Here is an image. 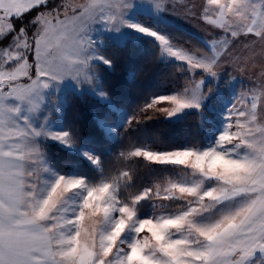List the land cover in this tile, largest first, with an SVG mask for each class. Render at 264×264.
I'll list each match as a JSON object with an SVG mask.
<instances>
[{"label":"snow or ice","instance_id":"snow-or-ice-1","mask_svg":"<svg viewBox=\"0 0 264 264\" xmlns=\"http://www.w3.org/2000/svg\"><path fill=\"white\" fill-rule=\"evenodd\" d=\"M146 2L157 14L169 7L164 0ZM136 6L137 0H0V264H264V71L252 89L235 97L240 107L231 101L220 131L206 143L127 152L129 159L183 166L185 178L165 189L164 200L178 202L171 211L156 205L150 187L120 199L121 177L125 187L132 179L128 172L105 177L101 155L79 129L39 120L44 108H52L47 90L66 78L112 102L96 62L115 68L116 57L100 53L92 35L97 25L151 37L156 58L175 61L184 77L166 94L137 105L124 133L192 109L205 128L202 104L212 91L206 78L227 72L233 79L229 67L244 70L238 60L225 59L232 44L242 39L246 48L264 52V0H206L202 18L223 36L203 50L130 20ZM136 71L132 65L133 83ZM64 106L58 100L55 110ZM96 119L114 140L120 137L121 129ZM47 140L79 153L100 170V179L53 169ZM142 201L151 204V214L142 211Z\"/></svg>","mask_w":264,"mask_h":264},{"label":"trees","instance_id":"trees-1","mask_svg":"<svg viewBox=\"0 0 264 264\" xmlns=\"http://www.w3.org/2000/svg\"><path fill=\"white\" fill-rule=\"evenodd\" d=\"M163 32L169 34L193 50L206 48L203 39L189 29L169 24L164 26ZM134 37V38H132ZM122 43L107 42L102 49L104 55L116 57L115 68L99 65L101 79L106 90H109L115 106L123 107L131 115L137 105H141L152 94H166L170 89L183 83L184 77L179 74L178 68L173 65L175 61H164L156 58L157 46L154 40L144 35H134ZM135 65L137 71L135 82L129 77V71ZM68 104L65 105V115L69 125L79 129L88 145L93 147L102 159L101 169L105 177L119 176L128 172L132 177H121L120 199H131L144 187L152 188L155 183H162L176 177L183 166L170 164H157L145 161L143 158L127 157V152L134 147H147L153 150H175L181 146L193 143L206 142L207 130L211 123L207 122L201 129L196 111H190L175 119L163 117L137 125L135 132L124 133L123 124L120 137L115 140L110 137L97 123V98L87 92H70L67 96ZM206 116L211 113L202 107ZM152 113H149L151 115ZM48 162L61 172L83 173L90 178L100 179L99 171L77 152H69L60 145H44ZM124 152L121 156L119 153ZM145 214L150 212V203L141 202ZM176 203L168 204L167 210L171 211Z\"/></svg>","mask_w":264,"mask_h":264},{"label":"rangeland","instance_id":"rangeland-1","mask_svg":"<svg viewBox=\"0 0 264 264\" xmlns=\"http://www.w3.org/2000/svg\"><path fill=\"white\" fill-rule=\"evenodd\" d=\"M59 0H50V3H56ZM166 4L169 5L168 10L164 13L157 14L155 13L151 7L147 4L146 0H137V6L129 12V19L134 22H140L145 26L154 28L158 32H163V28L169 24H176L182 27L189 29L194 32L198 36H200L205 46H208V42L212 39L219 40L223 33L220 29L213 27L211 24L207 23L202 18L203 6L206 5V0H164ZM174 4L175 7H171ZM209 15L213 14V9L211 6L208 7ZM32 18L31 14L25 16L26 20H30ZM93 38L95 39L97 45L99 46L100 53H102V49L106 46L107 42H118L122 43L129 37L134 35H144L138 32H135L131 28H123L119 32H111L105 29L101 25H97L93 31ZM145 36V35H144ZM148 37V36H147ZM134 38V37H132ZM151 38V37H150ZM247 41L237 40L234 44H232L228 53L225 55V59L231 62L233 59L239 61L240 68L244 69L243 71L237 70L233 67L228 68V73L231 74L233 79H229L227 72L222 74L220 77L216 79L206 78L205 87L206 89L211 87L212 91L209 93L208 97L202 104V107L205 106L206 109L211 113V116L207 115V122L211 123L209 130H207V138L206 140H211L216 133H218L223 124L222 114L225 109L231 104V101L237 104V107H240V102L235 99L236 96H239L241 93H244L246 90L252 89L253 86L257 83V78L260 77L262 71H264V52L261 51L260 46H256L255 49L250 50L245 47ZM3 46V45H0ZM163 60V59H162ZM165 61V60H164ZM172 61V60H168ZM224 61H222L223 63ZM98 70L99 65H103L99 61L96 62ZM34 75V70H33ZM100 79L101 74L99 71ZM199 79V76H197ZM102 81V79H101ZM22 82L26 83V78L22 80ZM103 83V82H102ZM106 90V89H105ZM52 93L51 100L53 101L52 108H44L43 115L39 117L40 122H45V117L47 121L51 122V126L54 128L67 127L69 125V120L65 115V106L62 111H56L57 101H62L64 105L68 104L67 96L70 92H87L94 97L92 88L90 85L85 83L84 85L77 86L74 81L70 78H66L63 81L53 82L50 86L49 90ZM250 95V94H249ZM97 98V97H96ZM99 103L97 109V116H100L108 121L112 126L118 129V127L124 123L127 119L128 113L127 111H121L120 109L123 107L115 106L113 102L106 103L97 98ZM161 106H167V102H161ZM124 109V108H123ZM196 111L195 109L186 110L184 113L179 114L175 118H179L184 114ZM105 130V129H104ZM105 132L109 134V131ZM206 143V142H205ZM47 144H56L55 141L47 140L44 142V145ZM43 145V146H44ZM145 150L152 151H166V150H153L147 147H142ZM46 160L48 162V158L46 155ZM48 164L55 169L49 162ZM185 178V173L180 172L176 177L169 179L162 183H155L152 190V199L156 203V205L161 204H171L172 201H165L164 197L167 194L165 189L172 182H177L181 179ZM143 191V190H142ZM141 191V192H142ZM139 192L138 194H140ZM157 192L159 193L157 195ZM178 203H176V207ZM174 207V208H176ZM173 208V209H174ZM151 214L152 207L149 206Z\"/></svg>","mask_w":264,"mask_h":264}]
</instances>
